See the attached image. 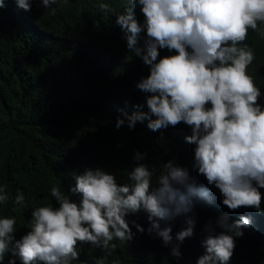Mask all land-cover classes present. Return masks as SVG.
<instances>
[{
    "label": "clouds",
    "instance_id": "obj_1",
    "mask_svg": "<svg viewBox=\"0 0 264 264\" xmlns=\"http://www.w3.org/2000/svg\"><path fill=\"white\" fill-rule=\"evenodd\" d=\"M13 2L28 12L35 0ZM58 2L39 0L45 8ZM4 4L0 0V10ZM97 8L149 66L136 85L147 94L136 108L147 111L128 105L131 112L115 127L127 123L153 140L178 131L179 143L168 140L172 153L182 146L187 156L175 164L166 159L156 171L139 163L144 155L137 152L136 165L122 178L86 168L66 192L52 186L48 204L24 210L29 231L21 239L13 235L16 218L0 217V264L8 252V264L16 258L21 264H72L78 243L101 249L97 264H104L117 248L114 240L133 239L126 216L141 210L160 259L178 257L194 244L191 264H264V107L248 74L255 53L245 43L249 30L264 35V0H100ZM165 48L177 54L159 58L158 49ZM161 142L152 145L166 150ZM8 201L0 186V205ZM13 203L23 207V193Z\"/></svg>",
    "mask_w": 264,
    "mask_h": 264
},
{
    "label": "trees",
    "instance_id": "obj_2",
    "mask_svg": "<svg viewBox=\"0 0 264 264\" xmlns=\"http://www.w3.org/2000/svg\"><path fill=\"white\" fill-rule=\"evenodd\" d=\"M99 3L69 0L65 5L59 0L45 8L35 0L25 12L13 0H5L0 10V186L9 195L0 205V217L16 218L15 240L29 231L24 210L48 204L52 186L69 190L74 175L86 168L98 167L122 178L124 170L136 165L137 152L144 155L139 163L156 171L166 159L175 164L187 156L182 146L172 153L168 140L179 143L178 131L155 136L169 146L162 150L152 145L155 140L144 129H129L127 123L115 127L117 118L131 112L128 105H144L147 94L136 85L148 76L149 66L128 50L124 32L109 16L100 18ZM245 43L255 53L248 74L261 91L259 103L264 107V35L249 30ZM138 46L143 48L144 40ZM158 51L159 58L177 54L166 48ZM259 191L264 206V188ZM18 192L24 195L23 207L13 203ZM126 219L133 239L114 240L117 248L104 264H191L194 244L186 245L178 257L160 259L155 234L148 232L147 213L141 210ZM77 250L72 264H97L104 256L88 244L78 243ZM10 258L11 252L6 253L3 264ZM16 264H21L18 258Z\"/></svg>",
    "mask_w": 264,
    "mask_h": 264
}]
</instances>
